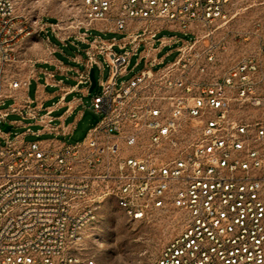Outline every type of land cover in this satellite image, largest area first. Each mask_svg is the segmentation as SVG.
<instances>
[{
    "label": "built area",
    "instance_id": "1",
    "mask_svg": "<svg viewBox=\"0 0 264 264\" xmlns=\"http://www.w3.org/2000/svg\"><path fill=\"white\" fill-rule=\"evenodd\" d=\"M232 1L80 0L82 19L65 37L49 24L59 41L87 44L88 70L99 66L96 55L109 68L90 100L100 119L79 143L9 138L10 115L42 118L14 96L25 82L0 78V264H96L81 244L107 198L133 222L168 206L184 216L153 264H264V124L232 115V102L246 96L238 84L247 64L216 71ZM45 29L0 0V68ZM91 31L122 38L89 39ZM162 31L173 35L157 38ZM173 45L174 60L163 64L156 55ZM140 47L133 67L144 68L118 82Z\"/></svg>",
    "mask_w": 264,
    "mask_h": 264
},
{
    "label": "rangeland",
    "instance_id": "2",
    "mask_svg": "<svg viewBox=\"0 0 264 264\" xmlns=\"http://www.w3.org/2000/svg\"><path fill=\"white\" fill-rule=\"evenodd\" d=\"M12 2L14 14L20 21L32 24L38 21L46 24L58 23L61 28L59 37H65L69 33L66 29L70 23L82 19L80 0H12ZM232 2L229 9L231 18L224 30L226 50L220 55L221 64L216 69L217 75L219 77L226 75L239 63L247 64L246 81L238 84L245 90L246 96L232 102V115L249 125L264 124V0H233ZM37 35V33L32 35L26 42L39 41ZM94 35H99L105 40L114 38L119 41L122 38V35L117 33L102 34L91 31L89 39ZM172 35L173 33L162 31L157 38ZM46 36L50 43L59 45L50 28L46 29V34L42 32L40 37L45 39ZM177 37L189 38L180 34H177ZM154 46L156 47L157 43ZM23 47L14 54V60L0 68L3 86L11 78H20L23 61L28 60L24 55ZM175 47L176 45L163 48L156 57L163 58V64L173 61L176 56ZM63 49L67 53L68 50ZM115 51L118 52L116 48ZM142 51L140 47L137 54L130 57L127 67L129 72L119 78L118 82L128 80L143 67V62L140 61L138 66L130 71ZM99 61L103 69L100 71L97 67H93L94 78L96 81L106 80L109 68L101 58ZM97 93L99 87L95 86L91 93L83 98L82 105L74 116L68 119V122L72 121L77 113H82L72 135L60 139L66 145L81 142L88 130L99 121L100 117L90 108V98ZM29 95H33V86L29 87ZM11 103L12 100L6 101L5 107ZM50 104L51 102H47L44 106ZM14 119L19 118L10 116L8 120ZM30 129L36 130L35 127ZM24 131L23 127H13L9 138L21 135ZM23 140L42 141L45 137L26 135ZM184 223V216L169 206L163 211L151 213L142 222H133L117 208L112 199L107 198L100 202L95 222L84 231L81 248L96 264H153L162 248L182 232Z\"/></svg>",
    "mask_w": 264,
    "mask_h": 264
},
{
    "label": "crops",
    "instance_id": "3",
    "mask_svg": "<svg viewBox=\"0 0 264 264\" xmlns=\"http://www.w3.org/2000/svg\"><path fill=\"white\" fill-rule=\"evenodd\" d=\"M48 25L46 24V29L49 28ZM41 33L37 35L39 41H28L23 47L24 55L28 60L23 61L22 73L18 79L25 82L26 86L15 91L14 96L19 100L26 98L27 101L31 102L30 108L35 110L37 116L42 118V121L12 114L10 116L18 117L19 119L10 121L14 123L10 127L11 129L13 127L25 128V131L20 135L23 138L26 135H31L34 137H45V140L41 142L64 143L60 139L72 135L82 113H77L72 121L68 122V119L73 117L79 106L82 105L83 98L91 93L89 92L90 82L83 79L86 72L88 71L89 73L90 70H88L86 65L85 50L87 49V44L77 41L74 37L61 42L51 30L54 38L59 42V45H57L50 43L47 36L45 39L41 38ZM63 48L68 50L67 53ZM100 58L103 62V57L96 55L99 66L102 65L101 61H99ZM99 66L94 65L93 67L99 69ZM133 66L130 71L135 69ZM128 72L126 70V74ZM102 81V79L95 80V86L99 87ZM30 86H33L32 96L29 95ZM47 102H51V104L44 106ZM16 106L22 113H25L21 102H16ZM46 113H49V115L46 116ZM45 119L50 120L51 123L46 124ZM31 127H35L36 130L32 131Z\"/></svg>",
    "mask_w": 264,
    "mask_h": 264
},
{
    "label": "water",
    "instance_id": "4",
    "mask_svg": "<svg viewBox=\"0 0 264 264\" xmlns=\"http://www.w3.org/2000/svg\"><path fill=\"white\" fill-rule=\"evenodd\" d=\"M88 78H89V82H90L89 92H91L93 90V88L95 87V79H94L93 69L89 70ZM10 129H11V127L9 125H4L3 131L5 133H8L10 131Z\"/></svg>",
    "mask_w": 264,
    "mask_h": 264
}]
</instances>
